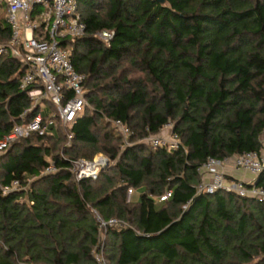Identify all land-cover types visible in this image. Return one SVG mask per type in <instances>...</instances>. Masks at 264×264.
<instances>
[{
    "label": "trees",
    "instance_id": "1",
    "mask_svg": "<svg viewBox=\"0 0 264 264\" xmlns=\"http://www.w3.org/2000/svg\"><path fill=\"white\" fill-rule=\"evenodd\" d=\"M78 1L87 31L64 45L87 75L88 104L71 128L58 122L0 152V264H98L97 213L125 223L107 227V264H264V200L197 189L209 157L261 150L264 0ZM104 29L115 33L109 44ZM12 31L1 17L0 45ZM24 72L10 49L0 53V140L39 111L23 117ZM168 122L177 149L142 141ZM97 153L111 165L78 180L73 161ZM49 159L59 170L43 174ZM16 179L22 189L4 194ZM255 182L264 189V169ZM130 187L144 188L139 200Z\"/></svg>",
    "mask_w": 264,
    "mask_h": 264
},
{
    "label": "built area",
    "instance_id": "2",
    "mask_svg": "<svg viewBox=\"0 0 264 264\" xmlns=\"http://www.w3.org/2000/svg\"><path fill=\"white\" fill-rule=\"evenodd\" d=\"M7 4V20L12 26V38L7 45L0 46V53L11 50L12 55L20 58L25 72L21 76V89L28 92L32 101L31 107L25 110L23 117L32 110L39 108L31 120L16 122L12 131L0 140V152L8 149L19 138L32 134H52L54 127L61 122L71 128L75 121L84 113L88 104L86 87L87 75L79 72L71 60V48L64 45L69 38L83 36L87 24L82 19L78 0H4ZM114 31L104 29L98 37L109 44ZM54 109L49 108V104ZM47 109V110H46ZM46 111V113H44ZM25 117V118H26ZM122 132L125 144H130L131 129L122 120L113 121ZM72 133L68 134L69 140ZM154 147L177 149L180 145L179 136L174 132V123L168 122L158 135H150L143 139ZM111 160L103 153L96 154L92 159L79 158L73 161L72 170L78 180L97 179ZM252 173L251 181L238 180L229 182L226 173L229 168ZM264 169V137L260 151H248L234 158L219 159L209 157L198 168L202 180L198 192L214 193L219 190L235 191L241 196H252L264 200V189L256 184V178ZM59 170L55 161L49 159V165L43 174H51ZM246 183H249L247 186ZM22 189L18 179L2 186L4 194ZM134 189L129 188L131 195ZM173 192L169 190L159 201H167ZM97 213V212H96ZM101 225V246L95 252L98 264H107L104 255V241L108 226L125 225L117 218L105 220L97 213Z\"/></svg>",
    "mask_w": 264,
    "mask_h": 264
},
{
    "label": "crops",
    "instance_id": "3",
    "mask_svg": "<svg viewBox=\"0 0 264 264\" xmlns=\"http://www.w3.org/2000/svg\"><path fill=\"white\" fill-rule=\"evenodd\" d=\"M0 2H2V4L5 7H7V4L5 3L4 0H0ZM5 10H6L5 17H7L8 16V9L6 8ZM0 46H2V45H0ZM44 113H46V111H44ZM142 141L146 142L144 140H142ZM146 143H148V142H146ZM227 173H231L234 176V179H236V180L251 181V180H253L255 178V176L252 173L246 172V171H239V170L233 169V167L229 168ZM143 190H144V188L137 189L134 193L129 195V200H132V201L139 200L140 199V195L143 192ZM138 191H140V194L137 193Z\"/></svg>",
    "mask_w": 264,
    "mask_h": 264
},
{
    "label": "rangeland",
    "instance_id": "4",
    "mask_svg": "<svg viewBox=\"0 0 264 264\" xmlns=\"http://www.w3.org/2000/svg\"><path fill=\"white\" fill-rule=\"evenodd\" d=\"M6 8H7V7H5V6L2 4V2H0V18L5 16V12H6L5 9H6ZM97 154L99 155V153H97ZM110 165H111V164H110ZM110 165H109V166H110ZM109 166H108V167H109ZM137 193L140 194V191H138Z\"/></svg>",
    "mask_w": 264,
    "mask_h": 264
},
{
    "label": "water",
    "instance_id": "5",
    "mask_svg": "<svg viewBox=\"0 0 264 264\" xmlns=\"http://www.w3.org/2000/svg\"><path fill=\"white\" fill-rule=\"evenodd\" d=\"M160 2H162V3H164L165 2V0H159Z\"/></svg>",
    "mask_w": 264,
    "mask_h": 264
}]
</instances>
